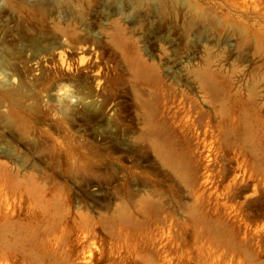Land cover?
<instances>
[{"label":"rangeland","instance_id":"374dc122","mask_svg":"<svg viewBox=\"0 0 264 264\" xmlns=\"http://www.w3.org/2000/svg\"><path fill=\"white\" fill-rule=\"evenodd\" d=\"M0 264H264V0H0Z\"/></svg>","mask_w":264,"mask_h":264},{"label":"bare ground","instance_id":"6f19581e","mask_svg":"<svg viewBox=\"0 0 264 264\" xmlns=\"http://www.w3.org/2000/svg\"><path fill=\"white\" fill-rule=\"evenodd\" d=\"M162 156H163L164 159H166V160L169 161L168 156H167V153H162ZM173 166H174V168H179L178 164H175L174 163Z\"/></svg>","mask_w":264,"mask_h":264}]
</instances>
